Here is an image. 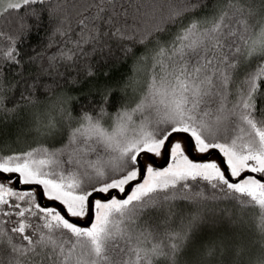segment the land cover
I'll return each mask as SVG.
<instances>
[{
	"label": "snow or ice",
	"instance_id": "obj_1",
	"mask_svg": "<svg viewBox=\"0 0 264 264\" xmlns=\"http://www.w3.org/2000/svg\"><path fill=\"white\" fill-rule=\"evenodd\" d=\"M0 17V264H264V0Z\"/></svg>",
	"mask_w": 264,
	"mask_h": 264
},
{
	"label": "trees",
	"instance_id": "obj_2",
	"mask_svg": "<svg viewBox=\"0 0 264 264\" xmlns=\"http://www.w3.org/2000/svg\"><path fill=\"white\" fill-rule=\"evenodd\" d=\"M6 27H7V20H6V18L5 17H0V28H6ZM42 203H46V202H44L43 198H42Z\"/></svg>",
	"mask_w": 264,
	"mask_h": 264
},
{
	"label": "rangeland",
	"instance_id": "obj_3",
	"mask_svg": "<svg viewBox=\"0 0 264 264\" xmlns=\"http://www.w3.org/2000/svg\"><path fill=\"white\" fill-rule=\"evenodd\" d=\"M192 155L193 156H196L197 154L195 153V152H192ZM161 163H163L162 161H158V164H161ZM44 200V202H46V203H48L49 201H47L46 199H43Z\"/></svg>",
	"mask_w": 264,
	"mask_h": 264
},
{
	"label": "water",
	"instance_id": "obj_4",
	"mask_svg": "<svg viewBox=\"0 0 264 264\" xmlns=\"http://www.w3.org/2000/svg\"><path fill=\"white\" fill-rule=\"evenodd\" d=\"M18 186V185H17Z\"/></svg>",
	"mask_w": 264,
	"mask_h": 264
}]
</instances>
